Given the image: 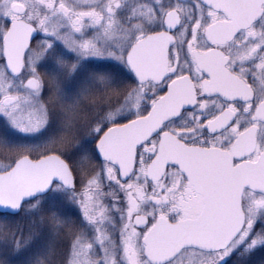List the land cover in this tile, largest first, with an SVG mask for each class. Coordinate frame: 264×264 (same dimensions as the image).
<instances>
[{
  "label": "snow or ice",
  "instance_id": "snow-or-ice-1",
  "mask_svg": "<svg viewBox=\"0 0 264 264\" xmlns=\"http://www.w3.org/2000/svg\"><path fill=\"white\" fill-rule=\"evenodd\" d=\"M0 264H264V0H0Z\"/></svg>",
  "mask_w": 264,
  "mask_h": 264
}]
</instances>
